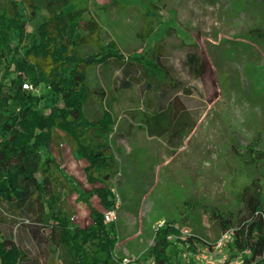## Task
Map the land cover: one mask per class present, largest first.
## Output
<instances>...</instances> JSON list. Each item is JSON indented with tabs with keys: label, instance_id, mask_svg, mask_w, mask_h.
<instances>
[{
	"label": "rangeland",
	"instance_id": "374dc122",
	"mask_svg": "<svg viewBox=\"0 0 264 264\" xmlns=\"http://www.w3.org/2000/svg\"><path fill=\"white\" fill-rule=\"evenodd\" d=\"M7 1L0 0V5ZM119 1L116 6L112 0H75V6L86 4L83 19L95 16L102 27L103 45L114 41L125 57L161 42L164 63L183 91L172 96L170 127L150 136L140 121L147 98L141 81L120 89L121 72L114 65L88 68L89 86L102 88L105 97L94 96L85 112L91 118L107 110L114 119L110 132L100 135L116 162L110 189L120 197L118 210L129 214L128 226L141 227L144 243L152 244L154 221H169L179 229L181 241V231L188 230L214 247L222 234L211 218L213 209L236 212L242 188L253 179L261 187L264 205V38L250 33L264 29V0ZM150 4L156 7L147 13ZM45 16L42 11L27 23L26 44L32 43ZM147 29L151 35L144 41L137 33ZM189 54L198 56L197 71L195 64L187 62ZM147 66L162 75L153 61ZM43 112L48 114L49 109ZM175 129L180 133L172 136ZM61 143L74 154L66 136ZM55 154L61 172L79 192L85 191V172ZM54 188L60 206L71 213V187L60 177ZM1 209L6 228L22 222L23 215L10 205L4 203ZM118 221L115 235L120 241L123 218ZM223 249L226 264H243L228 245ZM138 254L121 259L132 262ZM168 254L174 264H199L185 245L174 242Z\"/></svg>",
	"mask_w": 264,
	"mask_h": 264
},
{
	"label": "trees",
	"instance_id": "16d2710c",
	"mask_svg": "<svg viewBox=\"0 0 264 264\" xmlns=\"http://www.w3.org/2000/svg\"><path fill=\"white\" fill-rule=\"evenodd\" d=\"M119 3L112 0L111 5ZM155 7L150 4L146 12ZM42 11L46 17L32 43L26 44L27 23ZM87 11L86 5L77 8L75 0H9L0 5V209L5 203L23 215L20 224L31 230L36 241L56 249L57 264H122L114 253V226L103 221L104 213L114 206L110 180L116 174V162L100 134L110 132L114 119L107 110L91 118L85 112L94 96L105 97L102 88L89 86L88 68L114 65L121 72L120 89L141 81L147 98L140 121L150 136H159L170 127L172 96L183 91V86L165 65L161 42L125 57L114 41L103 45L101 24L95 16L83 19ZM150 22L147 16L146 25ZM145 31L137 33L144 41L151 35L150 29ZM250 33L264 38V29ZM150 61L162 75L147 66ZM187 62L195 64L197 71L198 56L189 54ZM23 77L41 86L42 93L24 91ZM179 133L175 129L172 136ZM64 136L78 160L86 162L84 172L91 188L78 192L77 199L86 209L87 224L74 223L55 195V181L63 175L45 151ZM211 218L221 234L231 232L228 246L243 264H264V205L257 179L242 188L236 212L213 209ZM178 233L172 222H165L154 232L143 258L129 264H143L148 258L154 264H174L168 254L174 242L191 253L203 243L195 233L182 241ZM0 237V264H29L26 253L12 239L3 238L1 230Z\"/></svg>",
	"mask_w": 264,
	"mask_h": 264
},
{
	"label": "crops",
	"instance_id": "0c3cea01",
	"mask_svg": "<svg viewBox=\"0 0 264 264\" xmlns=\"http://www.w3.org/2000/svg\"><path fill=\"white\" fill-rule=\"evenodd\" d=\"M61 141H62V138L58 141L57 144H55V145L51 144L49 149L45 151V154H46V156H48L54 160L57 168L59 169V173H61L63 175L62 180L64 182H66L69 185V187H71L70 188L71 189L70 190L71 191L70 196H73L71 206L74 208V210L71 212V214L73 215L74 223H76V224L80 223V225H82L81 223L87 224L89 221V217L87 215L86 209H85L84 205L79 203V201L77 199V193L79 191L75 187V185L72 183L71 179H69L65 173L61 172V165H59V161H58L55 153H58L64 159L67 158V161L68 160L72 161L75 165L74 166L75 170H77V171L79 170V172L81 174H82V171H84V167L86 165V162L84 160H78V158L76 157L75 154L70 155L69 154L70 150L68 151V148L66 146L67 144L66 143L62 144ZM55 146H57V147H55ZM75 157L77 159H75ZM64 165H65V163H64ZM64 165H62V168ZM85 181H86V177H85ZM88 187H90V185L86 181V190L85 191L90 190ZM69 197L66 198L67 202H68ZM96 200H97L96 197L93 196L91 198V203L95 205ZM95 208H97V207H95ZM98 208H100V207H98ZM117 211L118 212L116 213L115 221L112 223L114 226V234H115V231L117 229L116 226L119 222L118 220L122 217L123 218V221H122L123 227L120 228L119 234H120V236H123V239H120V241H117L115 251H114L115 255L118 258H121V257L126 256V255H135L138 253L141 254L150 245V244H147L146 241L144 243L142 236H141V227L138 224H137L136 228L134 226L133 227L128 226L127 225V223H128V217L127 216L129 214L123 215L120 213V210H117ZM47 219L48 218L45 217L44 220H47ZM3 221L5 222V218L0 216L1 236L3 238L12 239L20 247V249H22L26 253V255L28 257L29 264H50L51 262H54L55 264L58 263V254H57L56 249L54 247H49L45 244L38 243L36 241V238L34 237L33 233L31 232V230L28 227L17 223L14 225L11 224L6 228L4 226ZM156 222L157 221H154L153 223H156ZM153 223H150V224H153ZM136 229L138 231L134 232V230H136ZM0 240H1V237H0ZM146 245H147V247H146ZM140 254H138V255H140Z\"/></svg>",
	"mask_w": 264,
	"mask_h": 264
},
{
	"label": "built area",
	"instance_id": "2783aa9c",
	"mask_svg": "<svg viewBox=\"0 0 264 264\" xmlns=\"http://www.w3.org/2000/svg\"><path fill=\"white\" fill-rule=\"evenodd\" d=\"M21 88L24 90V91H27L29 92L30 94H33V95H40L42 93V87L41 86H38V87H35L33 86L28 80L25 79V77H23V82L21 84ZM112 192V195L114 197V206L112 209L106 211L104 213V223L109 225V224H112L114 221H115V218H116V212L117 210L119 209L120 207V197L119 195L115 192L114 189L111 190ZM165 224L164 221H157L154 226L152 227L154 232L161 226H163ZM183 237L182 239L185 240L186 238H188L189 236H192L188 230H184V231H181ZM232 240V234L230 231L228 232H225L221 235L219 241L217 242L216 246H212L210 244H207L205 241H203L202 245H200L196 252L193 253L195 255H192V257L194 258L195 261H197L199 264H226L227 263V255L224 253V247L226 245H228L229 242H231ZM153 241V240H152ZM151 241V242H152ZM151 245V244H150ZM145 252V251H144ZM144 252H142L135 260L137 259H141L142 256L144 254ZM218 254L219 257V260L215 259V257L213 255H215V253ZM239 258V262L242 261V258L240 255H238ZM131 261L126 259V258H123L122 259V264H129ZM238 262H230L229 264H237ZM143 264H154V261L152 258H148L146 261L143 262Z\"/></svg>",
	"mask_w": 264,
	"mask_h": 264
}]
</instances>
